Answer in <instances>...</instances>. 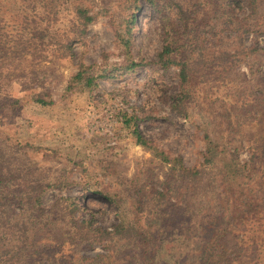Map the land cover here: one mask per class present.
<instances>
[{"label":"rangeland","instance_id":"1","mask_svg":"<svg viewBox=\"0 0 264 264\" xmlns=\"http://www.w3.org/2000/svg\"><path fill=\"white\" fill-rule=\"evenodd\" d=\"M78 6L97 18L72 41ZM134 10L132 51L150 63L128 71L110 21L128 39L125 20ZM228 10L232 23L225 13L216 21V34H193L192 41L204 42L211 53L238 52L240 60L215 69L197 65L188 119L171 106L180 91V69L157 63L169 33L181 31L176 9L160 14L149 0H0V150L5 158L11 154L16 173L2 181L9 166H0V247L18 245L27 233L34 236L28 247L34 256L47 255L43 264L148 263L141 262L144 249L125 240L61 242L74 231L72 202L79 207L75 220L109 230L121 218L133 220L139 202L144 205L143 225L162 243L153 264H175L189 245H198L206 220L226 211L232 159L240 166L249 162L252 142L264 136V0H237ZM200 18L208 21L205 12ZM190 50L198 55L195 45ZM90 65L97 72L107 69L108 77L80 91L75 71ZM38 97L52 103L43 106ZM143 112L151 116L138 122L144 137L181 155L189 167L201 166L209 144L205 133L212 136L214 160L203 167L200 183L176 177L162 184L167 167L125 124ZM40 183L64 186L49 188L35 205ZM163 188L166 194L159 196ZM242 228L230 230L233 243Z\"/></svg>","mask_w":264,"mask_h":264},{"label":"trees","instance_id":"2","mask_svg":"<svg viewBox=\"0 0 264 264\" xmlns=\"http://www.w3.org/2000/svg\"><path fill=\"white\" fill-rule=\"evenodd\" d=\"M237 0H167L166 3H161L159 0H149L154 8L160 13L164 14L167 10L176 9L179 15V26L181 31L179 33H169V38L164 44L162 50L158 53L157 63L167 69L171 66H177L179 71V93L175 96L174 102L171 104L172 109L185 118H190L188 107L193 102V85L197 72V65H202L203 69H215L222 64H231L233 66L239 61V53H232L230 51L222 50L212 52L210 47H207L203 42H194L193 34H197L200 38L205 32L216 34V21L225 13H228L227 19L232 23L231 16L234 3ZM77 17L79 26L73 29L72 41L81 38L88 30V26L96 16L90 14V11L83 6L77 7ZM205 12L208 16V21L200 18V15ZM204 15V14H203ZM2 20V19H1ZM0 20V23H1ZM136 21L135 10L129 13L125 20L126 34L125 36L119 31L118 26L114 21H110L115 28V36L118 42V49L120 55L125 56V62L122 68L128 71H134L139 67L147 66L150 62L147 58H136L132 51V30ZM227 21V20H226ZM245 26V25H244ZM0 27L2 25L0 24ZM207 30V31H206ZM243 32H248L249 29L243 27ZM175 33V34H174ZM193 36V38L191 37ZM59 43V41H57ZM243 44V39L240 41ZM69 47L71 43L67 44ZM195 45L198 49L197 56L192 54L194 50L187 51V47ZM256 48H249L250 53L254 52ZM106 60L108 55H104ZM95 65H90L86 70L76 69L74 80L77 82V88L80 91H91L98 85L97 78L108 77L107 69H101L97 72ZM213 71V70H212ZM97 72V73H96ZM260 92L264 95V87L260 88ZM262 95V94H261ZM36 102L47 106L52 103L46 101L43 97H38ZM146 117L145 112L137 114L134 118L126 119V126L132 130L136 142L141 145L146 151L151 152L157 157L162 165L167 167V175L164 179L163 185H168L173 178L180 177L189 183H200L204 177V169L207 164L212 163L215 153L214 140L209 133H205V139L208 140V148L206 152H202L204 161L199 165L189 167L184 163L181 155H173L170 151L165 150L156 143L155 140L148 139L138 129V122ZM264 137V136H263ZM262 142L258 143V139L252 142V155L249 162L241 165L236 159V162L227 171V179L230 180L229 189L225 191V198L223 202L226 206L223 216H212L205 222L202 227L198 245L189 247L185 250L183 258L175 264H264V138ZM11 156V154H10ZM9 156V157H10ZM9 157L1 153L0 150V166L8 164V172L2 176V181H7L16 176L13 170V161ZM234 164V163H233ZM249 173V174H248ZM257 174L254 177V174ZM134 179H130L129 183H134ZM161 184V183H160ZM133 185V184H132ZM162 185V186H163ZM62 183H40L34 187L37 193L34 196L35 205L41 204L42 194L49 188L63 187ZM135 188V186H133ZM233 188V191H232ZM240 191V193H238ZM159 196L166 194L165 189L157 191ZM138 194L141 195L140 191ZM33 198V197H32ZM4 197L0 194V206ZM72 216L70 217V229L74 228L70 237L62 239L61 242H69V240L77 239L82 243H88L91 246L95 242L103 240L110 241L111 239L125 240L128 243H137L143 250V260L152 262V258L156 255L157 247H161V239L154 233L153 230L145 229L142 220V213L144 205L138 204L136 208V216L133 220L121 218V221L114 226L112 230L105 229L101 226H94L92 223L84 219L77 221L73 214L79 210L78 204L72 202ZM227 218V220H225ZM243 227L240 232L236 233L238 242L233 243L230 239L231 229ZM76 231V232H75ZM78 234H81L78 236ZM238 235V238H237ZM202 236V237H201ZM197 237V238H198ZM6 239V237H5ZM34 236L23 234L19 239L18 245L14 247H0V264H43L47 255L44 253L41 256L35 257L34 253L28 248L33 242ZM237 241V240H236ZM156 249V250H154ZM40 262H39V261ZM144 264V263H143Z\"/></svg>","mask_w":264,"mask_h":264}]
</instances>
